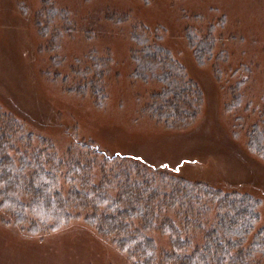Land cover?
I'll return each instance as SVG.
<instances>
[{
	"label": "rangeland",
	"instance_id": "obj_1",
	"mask_svg": "<svg viewBox=\"0 0 264 264\" xmlns=\"http://www.w3.org/2000/svg\"><path fill=\"white\" fill-rule=\"evenodd\" d=\"M51 2L68 13L73 32L54 39L51 31L41 33V0H0V111L50 141L59 155L76 140L91 141L108 154L138 157L188 181L249 194L259 202L254 230L263 227L264 160L249 152L246 135L255 125L264 129V0ZM112 14L160 28L161 44L202 92L199 114L189 126L168 129L144 112L160 86L131 77L129 24L107 20ZM212 25H218L212 57L200 66L183 31L203 36ZM88 56L110 57L107 100L100 108L89 94L65 90L74 81L70 69L84 66ZM232 95L240 96V105L228 110ZM4 219L0 211V264H131L82 220L31 237ZM153 238L168 249L165 237Z\"/></svg>",
	"mask_w": 264,
	"mask_h": 264
},
{
	"label": "trees",
	"instance_id": "obj_2",
	"mask_svg": "<svg viewBox=\"0 0 264 264\" xmlns=\"http://www.w3.org/2000/svg\"><path fill=\"white\" fill-rule=\"evenodd\" d=\"M36 15L39 30L51 31L52 39L73 32L68 13L51 0H41ZM55 20L64 25L53 27ZM107 20L129 24L131 77L160 86L144 112L168 129L194 122L202 92L161 44L160 28L151 30L128 14ZM216 26L203 36L191 28L183 31L200 66L212 57ZM109 63V56H88L83 68L70 69L74 81L66 92L89 94L97 108L103 107ZM231 97L228 110L240 105L239 95ZM246 136L249 152L264 160V129L252 126ZM258 206L249 194L188 181L138 157L108 154L91 141L76 140L59 155L50 141L0 111V211L6 225L27 236L51 234L82 220L131 264H264V226L254 230ZM153 233L167 239L168 249L157 246Z\"/></svg>",
	"mask_w": 264,
	"mask_h": 264
}]
</instances>
